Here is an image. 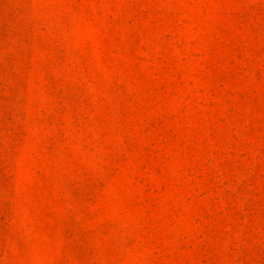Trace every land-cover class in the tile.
<instances>
[{
  "label": "rangeland",
  "instance_id": "374dc122",
  "mask_svg": "<svg viewBox=\"0 0 264 264\" xmlns=\"http://www.w3.org/2000/svg\"><path fill=\"white\" fill-rule=\"evenodd\" d=\"M0 264H264V0H0Z\"/></svg>",
  "mask_w": 264,
  "mask_h": 264
}]
</instances>
